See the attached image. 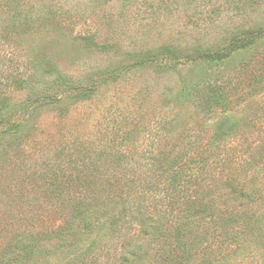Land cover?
Returning a JSON list of instances; mask_svg holds the SVG:
<instances>
[{
  "label": "rangeland",
  "instance_id": "374dc122",
  "mask_svg": "<svg viewBox=\"0 0 264 264\" xmlns=\"http://www.w3.org/2000/svg\"><path fill=\"white\" fill-rule=\"evenodd\" d=\"M261 27L264 0H0V80L11 73L27 82L24 90H9L13 110L34 90L55 88L60 76L69 84L100 87L93 100L72 106L65 101L66 114L54 107L31 110L20 130L0 136V264L15 245L28 246L73 216L79 204L64 203L50 191L67 177L75 145L119 146L137 164L179 149L186 132L204 128L210 136L233 121L248 124L243 140L264 141V90L250 96L251 86L264 82V39L220 65L187 59L223 50L241 32ZM164 47L179 51V63L163 53L164 67L132 69L119 83L106 82L109 70L119 72L138 51ZM224 80L242 81L238 95L246 97L230 115L203 102L204 85ZM139 183L132 185L130 201L145 204L149 197L153 207L162 192L150 195V183ZM127 222L84 264H124L123 243L137 232ZM169 251L160 238L150 264Z\"/></svg>",
  "mask_w": 264,
  "mask_h": 264
},
{
  "label": "trees",
  "instance_id": "16d2710c",
  "mask_svg": "<svg viewBox=\"0 0 264 264\" xmlns=\"http://www.w3.org/2000/svg\"><path fill=\"white\" fill-rule=\"evenodd\" d=\"M260 39H264V27L241 32L223 50L187 59L203 58L220 65L234 51L251 47ZM163 53L170 62L179 63V51L174 48L138 51L125 70H109L106 82L119 83L132 69L164 67L159 61ZM241 83L224 80L204 85V104L213 112L220 108L230 115L245 102L246 97L238 95ZM26 84L11 73L0 80V136L20 130L31 110L54 107L66 114L65 101L79 105L93 100L100 89L96 84H69L60 76L55 88H46V93L34 90L31 99L13 110L8 92L24 90ZM260 89L264 90V82L252 85L250 96ZM17 115L23 118L18 120ZM246 125L221 123L210 136L208 130L196 128L184 134L179 149L176 146L160 157L142 158L137 164L112 144L73 146L69 173L50 194L55 193L64 203L83 205V210L77 206L70 220L47 237H33L28 246L15 245L12 256H4V263L84 264L100 242L109 245L105 237L129 219L138 233L132 242L123 243L124 264H150V252L160 238L170 244L171 251L157 253L155 264H264V141L243 140ZM138 181L150 183L145 189L150 195L162 192L153 207L149 197L145 204L143 200L130 201L132 185Z\"/></svg>",
  "mask_w": 264,
  "mask_h": 264
}]
</instances>
